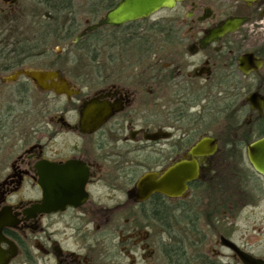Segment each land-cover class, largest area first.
<instances>
[{"label": "flooded vegetation", "instance_id": "obj_1", "mask_svg": "<svg viewBox=\"0 0 264 264\" xmlns=\"http://www.w3.org/2000/svg\"><path fill=\"white\" fill-rule=\"evenodd\" d=\"M118 2L0 0V264L264 260V230L235 235L262 190L228 164L264 136V0L97 26Z\"/></svg>", "mask_w": 264, "mask_h": 264}, {"label": "water", "instance_id": "obj_2", "mask_svg": "<svg viewBox=\"0 0 264 264\" xmlns=\"http://www.w3.org/2000/svg\"><path fill=\"white\" fill-rule=\"evenodd\" d=\"M182 0H119V2L108 11L104 18L99 22L97 26L100 25H121L126 22L134 21L141 18H147L160 9L172 8L176 3ZM228 25H232V22H228ZM227 25V26H228ZM227 26L222 28L223 31L228 30ZM222 31V32H223ZM26 76L33 79L39 83L38 78L40 75L35 72H23ZM206 142H200L193 150H191V155L198 154V150L204 147ZM247 161L252 167V169L261 177L264 178V136L257 139L256 141L250 143L247 147ZM186 165V164H185ZM183 164L175 165L173 169L166 172L158 182V189L164 193H167V186L169 181L173 176V189L174 196L179 195L182 192V184L185 180L192 179L195 176V173L190 172L181 174L178 170H181L185 167ZM189 166V164H187ZM191 174H193L191 176ZM146 180L150 179L144 178ZM145 180H143L144 182ZM168 183V185H167ZM231 249L238 254L240 261L243 264H264V260L255 259L245 253H242L237 247L233 244L228 243Z\"/></svg>", "mask_w": 264, "mask_h": 264}, {"label": "rangeland", "instance_id": "obj_3", "mask_svg": "<svg viewBox=\"0 0 264 264\" xmlns=\"http://www.w3.org/2000/svg\"><path fill=\"white\" fill-rule=\"evenodd\" d=\"M83 4V3H82ZM82 6V5H81ZM78 19L83 20V9L79 8L78 10ZM231 161L228 164L234 168L235 174L237 175V194L236 198L241 199V193H246V191L250 194H253L254 187H260L262 192L255 193L252 196L250 205L245 204L241 205L240 200L238 201L236 208V216H235V231L237 236L251 234L253 230L262 231L264 230V180L252 174L250 165L246 158H236L234 161ZM227 165L226 163H224ZM242 185H240V184ZM259 188V189H260ZM246 203V200H243ZM241 202V203H243ZM254 204V205H253ZM213 239V237H212ZM211 239V240H212ZM196 255L197 252L188 253V255ZM211 254H213L211 252ZM191 262V260H190Z\"/></svg>", "mask_w": 264, "mask_h": 264}, {"label": "trees", "instance_id": "obj_4", "mask_svg": "<svg viewBox=\"0 0 264 264\" xmlns=\"http://www.w3.org/2000/svg\"><path fill=\"white\" fill-rule=\"evenodd\" d=\"M177 240L178 239H176V241ZM174 246H175V244H174ZM182 246H183L182 243L179 242V240H178V243H177V245L175 247H182ZM174 254L176 256V258H174V264H191V262L189 261V256L190 255L182 252V249H180V248L176 249L174 251Z\"/></svg>", "mask_w": 264, "mask_h": 264}]
</instances>
